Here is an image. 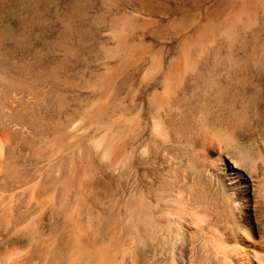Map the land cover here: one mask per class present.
I'll return each mask as SVG.
<instances>
[{"label": "rangeland", "instance_id": "rangeland-1", "mask_svg": "<svg viewBox=\"0 0 264 264\" xmlns=\"http://www.w3.org/2000/svg\"><path fill=\"white\" fill-rule=\"evenodd\" d=\"M0 142V264H264V0H0Z\"/></svg>", "mask_w": 264, "mask_h": 264}, {"label": "bare ground", "instance_id": "bare-ground-1", "mask_svg": "<svg viewBox=\"0 0 264 264\" xmlns=\"http://www.w3.org/2000/svg\"><path fill=\"white\" fill-rule=\"evenodd\" d=\"M3 143V142H2ZM1 142H0V158H2L1 156H3V151H5V150H3V144H2ZM5 153V152H4ZM3 164H4V162L2 163V161L0 160V172H2V170H4L3 169ZM183 200V199H182ZM182 204V203H181ZM185 205H180V210L181 211H184L185 210ZM183 213V212H182ZM185 213V212H184ZM204 219V218H203ZM202 220V219H201ZM81 248H82V246H80ZM89 249V248H88ZM86 250V249H85ZM85 250H82L81 251V253L79 254V256H77L79 259H85V264H90V255H87L86 254V251ZM255 251V250H254ZM256 252H258V251H256ZM261 252V251H260ZM219 253V252H218ZM258 254V253H257ZM91 255H92V253H91ZM94 255V254H93ZM103 255V254H102ZM259 255H260V253H259ZM227 256V255H226ZM264 256V255H263ZM97 257V256H96ZM102 258H100V260L97 262V264H108L104 259H103V256H101ZM259 257V256H258ZM22 258V259H21ZM20 258V261L18 262L19 264H36L37 263V260H38V257H37V253L35 254H32V255H25V256H23V257H21ZM47 260V259H46ZM97 260V259H96ZM50 260L48 259V261H47V264H48V262H49ZM92 263V262H91Z\"/></svg>", "mask_w": 264, "mask_h": 264}]
</instances>
